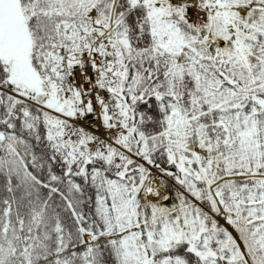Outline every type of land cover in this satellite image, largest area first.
Masks as SVG:
<instances>
[{"label":"snow or ice","instance_id":"obj_1","mask_svg":"<svg viewBox=\"0 0 264 264\" xmlns=\"http://www.w3.org/2000/svg\"><path fill=\"white\" fill-rule=\"evenodd\" d=\"M0 264H264V0H0Z\"/></svg>","mask_w":264,"mask_h":264}]
</instances>
